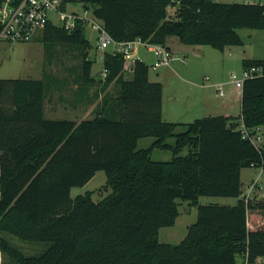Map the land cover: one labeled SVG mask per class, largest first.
Segmentation results:
<instances>
[{"label": "trees", "instance_id": "16d2710c", "mask_svg": "<svg viewBox=\"0 0 264 264\" xmlns=\"http://www.w3.org/2000/svg\"><path fill=\"white\" fill-rule=\"evenodd\" d=\"M81 1L118 42L141 38L226 51L243 44L239 28L264 29L261 2ZM41 32L48 51L69 46L81 58L75 99L94 103L104 95L92 118H48L52 80L0 78V254L14 264H261L264 227L249 219L264 218V201L246 202L242 171L264 168V145L251 138L264 126V59L243 60L244 69L262 73L244 81L239 116L174 122L163 117V84L150 79L147 62L137 59L126 76L123 54L107 51L105 76L97 80L82 25L67 31L50 23ZM146 137L152 144L140 148ZM154 149L173 157L154 160ZM100 170L112 189L107 196H71ZM202 196L238 200L201 204ZM179 200L197 206V220L180 243H162L160 230L176 224ZM12 236L47 247L27 254Z\"/></svg>", "mask_w": 264, "mask_h": 264}, {"label": "rangeland", "instance_id": "374dc122", "mask_svg": "<svg viewBox=\"0 0 264 264\" xmlns=\"http://www.w3.org/2000/svg\"><path fill=\"white\" fill-rule=\"evenodd\" d=\"M264 0H226L223 2H259ZM78 10H81L80 5H76ZM170 14H174V8L170 9ZM238 32L243 40V44L240 46H235L228 48L227 51H221L210 45H192L184 46V44L179 43L180 47H187V50L180 48V52H177L174 56L175 59L171 60V64L178 67L180 74L188 73L192 79L197 81H202L206 75L209 74L210 80L208 83L218 80L220 83L213 88V95L216 96V100L225 99L226 97L232 95L229 99L231 104H233V110L231 111L233 115L241 114V100L238 93L240 88L237 87L235 81L232 79L233 75L242 77L244 71L243 60L244 59H264V29L260 28H239ZM86 37L89 39L93 45L89 55L91 58L95 59L93 67V75L97 80H100L105 76V71L103 68V59L107 51H113L114 46L111 45L106 49V51L98 50L96 47L97 37L96 32L89 26L85 29ZM176 47L177 42L172 43ZM144 46L140 47V55L144 60L150 65V77L155 78V71L152 69L151 63H153L154 54L148 52ZM195 47L197 52H192V48ZM198 49V50H197ZM183 53L187 55H183ZM177 57V58H176ZM141 58V59H142ZM188 60L187 63H184ZM81 58L77 51L69 46L57 45L54 46L50 51H48L42 40V32L39 33L31 41H15L9 42L5 40H0V78L5 79H17V78H32V79H44L46 81H53L50 92V100L47 101V107L45 109L46 116L48 118H69L73 119L71 116V95L70 90L76 87V73L81 70L80 63ZM160 69H165V66ZM216 76V78L214 77ZM208 78V77H207ZM207 80V79H206ZM168 84L177 86L178 78L176 75L168 73L166 77ZM68 83V84H67ZM183 84L184 82H180ZM60 86H59V85ZM67 84V85H66ZM58 85V86H57ZM64 86V87H63ZM64 89H60V88ZM97 85L92 88V92L95 91ZM218 89L223 91L225 98L219 95ZM114 91L113 85L110 88V92ZM59 92L62 93V101L58 103L61 104L58 110H54V101L58 97ZM218 93V94H217ZM169 95H166V99ZM61 100V98H60ZM168 100H166L167 102ZM188 101L186 91H181L178 95V99L170 100L166 103L167 111L172 113V107L175 103L183 104ZM99 100H95L93 103V108L98 104ZM106 105L105 107H107ZM167 113V112H166ZM85 114H82L83 116ZM88 115V113H87ZM91 116L84 117L83 119L92 118ZM190 120L193 117H188ZM184 129V128H180ZM257 143L260 146L264 145V126L260 127L259 130L254 133ZM259 137V138H258ZM154 138L146 137L140 140L139 147L147 148L149 147ZM173 141V140H172ZM188 152V148L183 150V154ZM173 154L170 150L164 149H154L152 152V158L154 160L168 161L171 160ZM242 178L244 182V195L246 202H260L264 201V168L262 167H251L244 168L242 173ZM107 175L104 170H100L96 175L84 186H77L72 188L71 196L75 198L79 194H85L86 192L92 191L93 198L95 200H100L107 196L112 189L106 188ZM253 181L258 183V188H255L248 197L249 187ZM180 201V215L174 226L163 227L160 230L159 241L162 243H180L188 233V228L197 220L198 209L197 206H191L187 201ZM237 202L236 198L233 197H220V196H202L200 197L201 204L210 203H220L226 205H234ZM262 217V215H261ZM259 216L250 215V222L254 226L258 225L259 222L262 223L260 226L264 227V218L261 220ZM15 243H17L20 248L27 254H38L47 247L45 243H35L22 241L16 237H11ZM42 250V251H41ZM239 262L243 261L242 257H238ZM261 261V260H260ZM0 264H14L11 262L8 256L0 254ZM264 264V261H261Z\"/></svg>", "mask_w": 264, "mask_h": 264}, {"label": "built area", "instance_id": "2783aa9c", "mask_svg": "<svg viewBox=\"0 0 264 264\" xmlns=\"http://www.w3.org/2000/svg\"><path fill=\"white\" fill-rule=\"evenodd\" d=\"M76 5H80L81 10H78ZM50 23L67 31H73L80 25L84 29L87 26L91 27L97 34L96 47L98 50L105 52L108 47L113 45V52L123 54L126 62L125 71L128 75L133 72L131 66L137 60L135 53L141 46L146 47L154 54L153 70L161 66H168L173 58L171 50L166 45L152 44L141 38L132 41H115L103 22L94 16L92 8L87 7L81 0H0V40L31 41ZM261 73V67L252 66L244 69L241 78L233 75L232 79L237 87L242 89L244 81L248 77ZM221 94H223L222 90ZM241 130L244 136H250L245 127H242ZM258 130L259 128H257ZM251 138L258 144L254 134ZM258 187V183L253 181L249 187L248 197Z\"/></svg>", "mask_w": 264, "mask_h": 264}, {"label": "crops", "instance_id": "0c3cea01", "mask_svg": "<svg viewBox=\"0 0 264 264\" xmlns=\"http://www.w3.org/2000/svg\"><path fill=\"white\" fill-rule=\"evenodd\" d=\"M223 1V0H221ZM226 1V0H224ZM230 1V0H228ZM263 3L262 1H259ZM178 45L174 47L172 44L169 45V48L172 52V55H175L177 52H180V48L183 50H187V47L184 46H192V45H184L183 47H180L181 45L177 42ZM145 48L148 52L152 53L149 49ZM192 48V52H197L195 47H190ZM140 49V48H139ZM135 53V58L136 59H141L142 56L140 55V50ZM198 50V49H197ZM227 51V50H226ZM181 53V52H180ZM153 54V53H152ZM183 55H187L183 53ZM154 56V55H153ZM177 58V57H176ZM174 60H177L173 58ZM142 60H144L142 58ZM147 62V60H144ZM155 57L153 60L154 64ZM188 60L184 63H187ZM148 63V62H147ZM149 64V63H148ZM163 68V66L159 67L158 69L154 70L155 71V78L150 77L152 81H160L163 84V106H162V112H163V117L167 121H174V122H188L187 120H190L188 117H193L191 119H197L205 116H213V115H226V116H236L232 114L233 110V104L230 102V98L232 100V95L225 98L224 94H221V89H218L219 95L223 96L225 99H219L216 100V96L213 95V88L216 87L218 83H220L218 80L209 82L210 77L209 74H205L206 76L202 78V81H197L192 79L190 76H188L186 73L183 72V74H180L178 71V67H176L173 64H169L168 66H165V69H160ZM168 73L172 75H176L178 78V85L174 86L171 84H168L166 81V77ZM126 76H131L132 73L128 75V73H125ZM208 77V78H207ZM216 78V76H214ZM207 79V80H206ZM180 82H184L181 84ZM222 84V83H220ZM239 88V87H238ZM75 89V88H74ZM74 89H71V95H69V98H71V102H73L71 105V116L75 120H83L84 117H89L91 116V113H93V103H90V100H87V96L85 97L84 100L77 101L74 97ZM181 91H186L187 93V98L188 101H186L183 104H178L175 103V106L172 107V113L167 111L166 109V103L170 100H176L178 99V95ZM90 93H92V89L90 90ZM240 100H241V111H242V89L238 90ZM218 94V93H217ZM104 93L100 94V98L98 99L99 101L103 97ZM166 95H169L168 98L166 99ZM61 98V100H60ZM62 99V93L59 92L58 97H56V100L53 99L54 101V110H58L59 102H61ZM166 100H168L166 102ZM47 107V106H46ZM167 112V113H166ZM88 113V115H87ZM82 114H85L81 116ZM240 115V114H239ZM237 115V116H239ZM86 119V118H85ZM191 122V121H189ZM243 173V171H242ZM243 177V176H242ZM243 180V178H242ZM245 197V195H243ZM238 200V199H237ZM237 203V202H236ZM235 203V204H236Z\"/></svg>", "mask_w": 264, "mask_h": 264}]
</instances>
